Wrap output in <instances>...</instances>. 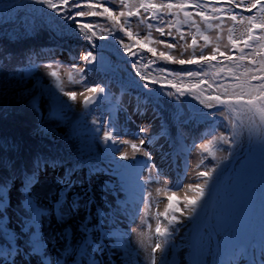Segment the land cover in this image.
<instances>
[{
  "label": "snow or ice",
  "instance_id": "1",
  "mask_svg": "<svg viewBox=\"0 0 264 264\" xmlns=\"http://www.w3.org/2000/svg\"><path fill=\"white\" fill-rule=\"evenodd\" d=\"M30 3L43 5L50 10L51 14L48 15L45 26L53 36L60 40L76 38L89 44V50L78 57L83 61V67L74 65L66 73L69 84L81 86L82 90L79 92L65 90L59 65L56 67H53L52 63L43 65L49 70L44 75L55 81L54 86L58 91H53L50 86L42 84L39 77L30 76L29 71L14 72V78H18L16 88L19 90L12 93V99L17 103H25L40 114L42 122L37 132L53 143L61 138L58 135L61 125L67 119V114L73 111L78 96L83 97L82 101H79L84 109L80 113L81 117L97 108L110 106V86L106 82L89 81L88 73H103L110 79L118 71L115 65L103 57L98 59V55L93 52L100 47L97 44L98 40L108 41L111 38L117 45L120 55L124 56L125 62L135 69L134 75L141 81L138 85V90H143L141 103H152L158 107L157 100L167 98L173 105H182V98L187 97L203 106L198 109V115L189 114L181 121L182 124H195L201 119L205 121L208 135L201 136L202 142L198 145L195 142L191 145L193 150L198 148L202 154L197 167L203 166L209 156L216 159V153L221 150L220 145L234 146L245 131L264 148V0H214L211 4L208 0H160L159 3L156 0H138L136 3L131 0H30ZM110 4L118 7H110ZM44 8L36 11H44ZM237 9L247 12H252L254 9L257 11L254 15L246 16L242 12L238 13ZM238 16L239 20H237ZM94 17L103 18L107 26L101 25L100 21L86 19ZM132 17H136L140 23H146L148 19L157 23H147L148 34L141 38L139 33L133 32ZM197 17L207 29L215 28L221 31L224 18L230 19L233 25L228 28V42L221 45L222 36L217 35L213 43L211 37L201 30ZM182 24L195 29L188 34L191 36L190 42L180 28ZM237 24L243 26L238 39L234 38ZM22 27L25 31L30 27L35 30V24L31 22H22ZM153 29L160 36H167L170 39L167 41L153 39ZM173 29L177 35H174ZM117 33H121L122 36H118ZM198 37L204 41L203 45L199 44ZM125 38L129 42H125ZM8 39L11 40V35ZM151 45H163L166 51H158ZM209 47L211 51L205 52ZM246 49L249 51L246 52ZM174 50H179L180 57L188 55L186 58H177L173 54ZM236 52L239 53L238 56L234 55ZM148 54L154 59L148 58ZM3 55L7 57L9 53ZM42 55L47 53L30 50L22 58V62L29 70L33 67L39 70ZM146 59L152 66L175 64L196 65L197 68L172 70L160 66L153 68L160 74L159 77H150V74H142L138 67L140 62ZM210 75L211 82H209ZM29 78L34 81L30 88L26 86ZM121 81L123 82V78ZM8 91L5 88L4 93L0 94L7 95ZM41 101L45 102L46 118L44 111L41 110ZM137 112L143 113L139 104ZM234 116H245L247 119H234ZM217 119L221 120L220 125L216 124ZM91 123L94 126L91 131L97 134L96 140L98 146L102 145L101 150L92 152L80 147L74 158L61 155H37L31 161L30 167L20 172L18 177L20 199L16 205V223L19 232L9 227L11 219L8 210L12 207L10 193L14 179L9 177L0 182V235L6 241L0 245L2 264H17L18 257L21 264H32L34 258L37 264H68L69 259L71 264H104V255L109 249L122 250L127 237L136 229L122 232L116 224L107 226L109 217L99 208L96 209V222L93 223L91 211L95 203V195L90 186L92 177L112 171L111 161L117 159L116 153H119V160L128 163H118L115 167L122 170L121 175L135 177L142 193L149 184L162 185L155 189V197L153 192L148 191L146 200L142 199L145 213L155 220L154 230L151 224L147 225L149 229L147 238L150 241L154 234L156 242L145 245L146 234L140 232L141 239L138 244L145 252L148 248L151 249L148 252V264H157V252L160 253L159 264H176L170 259L172 247L169 246L175 233V226L182 224L185 217L188 220L198 217L210 192L213 174L217 169L213 167L198 171L197 177L202 183L186 186L187 191L194 194L189 196L186 192L182 200L177 199V191L184 189L185 185L179 181V178L170 185L164 178L163 170L157 168L152 152L144 145L147 143L150 147H154L163 137L169 142V147L175 149L179 140L173 141L163 126L160 133L145 137L142 134L149 132V129L140 127L134 140L120 139L127 133L118 126L110 114L103 124L97 118ZM220 127L225 131H216ZM177 136L180 140L185 138L180 129H177ZM67 138L66 133L65 139ZM121 145L129 147L132 154L121 148ZM159 148L161 161H167L172 153L164 152L163 145H159ZM137 154L142 159H137ZM96 155H103L104 160L92 161L91 158ZM105 161H108L107 167L103 166ZM6 166L11 167L10 164ZM49 172L54 173L56 188L52 193L54 198L45 197L48 201L45 204L34 194L33 188L40 182L41 174ZM144 172L148 175L142 176ZM85 180L88 181V187L85 186ZM107 187L101 185L98 190L103 192ZM162 194L167 203L164 210L159 211V197ZM153 200H156L155 204L152 203ZM153 208L156 210L153 211ZM119 211L118 208L117 212ZM81 212H83L82 216ZM77 217L79 219L75 224L74 232L71 221ZM53 218L56 225L60 226V230L46 235L44 229L52 225ZM21 240L22 244L19 243ZM57 241H60L63 247H58ZM203 243L202 238L201 246ZM49 245L55 250L54 255L49 254ZM122 264H132V262L126 260ZM191 264H203V262L193 260ZM224 264H237V261L233 259ZM251 264H264V250L260 258H254Z\"/></svg>",
  "mask_w": 264,
  "mask_h": 264
},
{
  "label": "rangeland",
  "instance_id": "2",
  "mask_svg": "<svg viewBox=\"0 0 264 264\" xmlns=\"http://www.w3.org/2000/svg\"><path fill=\"white\" fill-rule=\"evenodd\" d=\"M214 0L208 1L210 4ZM131 2L136 3L138 0H131ZM157 3L160 0H156ZM113 6V5H112ZM118 7V6H113ZM190 11H195L191 9ZM242 12L243 15L250 16L256 13V9L252 12L247 11H239ZM141 12L143 10L141 9ZM147 16L148 14H144ZM99 18V17H98ZM182 18V17H181ZM103 19V18H100ZM168 19L167 17L165 18ZM197 23L200 24L201 30L204 31L206 35L211 37L213 43L215 42V38L217 35L222 36L221 45L227 43L228 37V28L232 27L233 22L227 17L224 18V24L222 31L218 29H207L202 21L197 17ZM239 20V16L237 17ZM133 32L139 33V36L142 38L148 34L149 29L147 28V23L156 24L157 22L148 19L146 23H140V21L136 17L131 18ZM101 25L107 26L106 22H102ZM181 30L187 36L189 42L191 36L188 35L190 32H194L189 25L182 24L180 25ZM237 31L234 33V38H239L241 35V31H243V26L237 24ZM168 30L167 28L165 29ZM174 35H177L175 29H173ZM152 38L153 39H163L169 40L170 38L167 36H160L158 32L154 29L152 30ZM125 42H129L127 38H125ZM198 42L200 45H203L204 41L198 37ZM183 43L182 41L180 42ZM97 44L100 46H104V41L98 40ZM81 55L82 50H84L87 45H81ZM158 49V51H166L163 45H152ZM107 49L113 53H117L119 62L121 65L118 66V70L122 75L123 79L127 80V82L135 83L136 87H138L140 81H138L137 77H135L132 72L127 68L125 63V57L121 56L118 48L115 45H111L108 43ZM115 49L118 51H115ZM223 50V47H222ZM199 53V49L197 50ZM211 51V47L206 48L205 52ZM62 53V51H60ZM173 54L177 56V58H186L188 54H185L184 57H180L179 50H174ZM237 55V53H234ZM71 66H66L63 64H53V67L59 65L61 68V79L65 83V90H76L77 92L81 91L82 88L78 84H69L67 81V71L72 68L74 65L78 67L81 61L76 62L73 61ZM128 64V63H127ZM169 66V65H168ZM180 66V65H179ZM186 66V65H185ZM188 66V65H187ZM172 67V66H171ZM178 68V67H174ZM134 69V68H133ZM135 70V69H134ZM46 69L43 65L39 67L34 75L41 76V83L46 86H51L50 83H54L55 81L44 75ZM33 84V80L29 81L27 87H31ZM155 87V86H154ZM113 89L118 92L120 95L119 104L115 105L112 109H108L103 113L96 114V112L100 111L101 108H97L95 111L90 112L88 114L90 116V122L97 118L103 124L107 121L109 114L112 119L117 122L118 126L123 129L127 135H122L120 139L123 140H134L135 134L138 132L140 127H146L149 129V132L144 133L142 135L149 136L153 133H160L162 128V121L160 119L159 114L157 113L156 108L151 103H141L143 99L142 93H131L128 91H121L113 86ZM62 95V94H61ZM63 99H67V97H63ZM83 97L78 96V102L73 105V111L67 114V119L65 120V124L61 126L59 130V134L68 133L70 131H76V122L80 121V126L85 127L86 130L82 133L85 136H90L91 140L82 144L83 148L91 150L92 152H98L102 149V145L97 144L96 133L91 131V127L86 124L87 119L80 116V113L84 111L79 101H82ZM181 112L179 114V120L182 121L183 117L193 114L190 109H194L198 111V109L202 108V105H199L198 101L190 98H182ZM71 103V102H69ZM143 109V113L139 114L137 112V105ZM95 107V106H94ZM45 102L41 101V110L44 111ZM123 109V110H121ZM205 111H208L205 109ZM198 115V114H197ZM44 117H47V112L44 111ZM247 119V117H244ZM221 122L218 123L220 125ZM218 132H224L225 129L223 127L217 128ZM35 135H40L37 131ZM250 139L245 142L244 147L240 150L239 141L232 146L231 154H237L239 152V156L237 159L231 163V165H226L228 161L227 149L224 145H220V151L216 153V159L219 160L220 164L217 168V172L225 173L222 179V186L219 187L217 192L219 193L220 189H224V195L219 199V205L216 208L217 216H216V225L218 228V232L222 238V248L225 249L227 246L231 247V251L228 250L229 254L227 257H224V261L233 260L237 261V264H251V261L255 259H259L261 256L262 250H264V148L256 141L255 138L249 137ZM201 143V142H200ZM193 143L186 142L185 144L180 145L179 152L171 149L169 147V142L166 141L163 137H161L157 142L156 146L150 147L147 143L144 145L145 148H148L149 151L152 152L153 160L157 165L158 169H162L165 173L164 178L169 181V184L177 182V178L179 181L185 185L184 189L177 191V199L182 200L185 193L191 196L194 193L187 191L188 184L202 183V180L197 177L198 171H203V166L197 167L199 164V160L201 158L200 150L197 148L193 150L191 145ZM159 145H163L164 152H171V156L167 161H161L160 152L161 149ZM198 145V144H197ZM121 148L128 151L131 155V149L127 146L121 145ZM97 160H104L103 155H96ZM116 160L111 161L112 163V171L104 172L92 177L91 180V188L95 195V203L92 205V216L93 223L96 222V209L99 208L102 210L103 214H107L109 219L107 220V226H111L112 224H116V226L122 231L126 232L129 229H136L135 232H131L127 237L125 247L122 250H112L109 249L104 255V264H122V262L126 260H130L132 264H148L149 257L148 252L151 251L148 248L147 252L144 251L143 248L140 247L138 241L141 239L139 236L140 232H144V244L148 245L149 243H155L156 237L152 234V238L149 241L147 236L149 235V229L147 228L148 224L152 225V229L155 228V220L151 215H148L144 211V204L142 203V199L146 200L147 192H153V196H156L155 189L157 187H162V185L157 184H149L145 186L143 193L141 192L140 187L138 186L135 177L132 176H123L121 175L122 170L117 169L115 167L118 163H128L127 161L119 160V153H116ZM111 157L109 156V160ZM137 159H142V157L137 154ZM108 161H105L104 167H107ZM234 169V172L232 170ZM142 176H147L148 173L144 172L141 174ZM155 175V172L153 173ZM83 176V173H81ZM54 173L49 172L47 174H41L40 182L33 188L34 194L39 196L43 203L47 204V199L45 197H51L53 191L56 186L54 184ZM183 180V181H182ZM214 180V179H213ZM227 180V181H226ZM215 181H212L210 185L211 187L215 184ZM226 181V184L224 182ZM224 184V185H223ZM107 185V189L103 192L99 191V186ZM85 186L88 187V181L85 180ZM20 183L16 182L11 190V200L12 207L8 210V215L11 219V223L9 227L15 228L17 232H19V228L17 227V202L20 199L19 189ZM170 194V193H168ZM210 198V192L206 197V202L204 203L203 208L200 210L197 220H188L186 217L184 218V222L182 224H178L175 226V233L170 242V247H172L171 252L176 253V264H187L192 262L191 260V234L193 226L201 221L202 215L206 210L207 201ZM253 199V200H252ZM159 211H163L164 207L167 203L164 195L162 194L159 197ZM153 204L156 203V200L152 201ZM181 206H183L181 204ZM120 209L117 212V209ZM156 209L153 208V211ZM244 213V218L240 220L241 214ZM83 212H81V216ZM213 217V214L210 215L209 222L207 224H202V229L199 233L203 232L202 238L204 240L203 246H201L200 241V251L202 254V262L203 264H216L215 255H214V242H211L212 232L208 231V227L210 226V219ZM254 217H257L261 222H257ZM79 217L75 218L71 223L73 224V231L75 232V224ZM253 221V222H252ZM258 223V224H257ZM191 228V229H190ZM208 228V229H207ZM60 230V226L56 225L55 219L53 218L52 225L46 227L44 229L45 234L52 232L53 234L56 231ZM210 230V229H209ZM253 236L254 247L252 255L248 253V249L251 247L250 236ZM199 238V234L197 236ZM6 241L3 236L0 235V245H3ZM244 242V248L239 252L234 250V247L238 245V243ZM19 243H23V241H19ZM174 245V247H173ZM58 247H63V244L60 241H57ZM51 255L55 254V250L51 248L49 245ZM130 254V255H129ZM158 257L157 264H159V256L160 253H156ZM219 260H217L218 262ZM2 264V262H0ZM17 264H21L19 257L17 258ZM32 264H37V260L34 258ZM68 264H71V259H69ZM224 264V263H222Z\"/></svg>",
  "mask_w": 264,
  "mask_h": 264
},
{
  "label": "trees",
  "instance_id": "3",
  "mask_svg": "<svg viewBox=\"0 0 264 264\" xmlns=\"http://www.w3.org/2000/svg\"><path fill=\"white\" fill-rule=\"evenodd\" d=\"M109 6L113 7L111 4ZM41 8H44V6L31 4L30 0H0V93H4L5 88L9 90L7 95L0 94V182L12 177L14 179V184L16 182L20 183L18 178L20 172L30 167L31 161L37 155H61L64 157L74 158L77 154V149L82 147L83 143L91 140L90 136H85L82 133L86 130V128L80 126V121L75 123L76 131L72 130L67 133V139H65L66 133L59 134L61 138L55 143L41 134L35 135L42 122L40 114L28 107L25 103H17L12 99V93L19 90L16 88L18 78H14V72L19 70L29 71V75L32 76L34 75L33 73L37 71L35 67L29 70L22 62V58L26 56L30 50H40L42 53H47V55L41 56L39 61L40 66L48 63L71 66L73 64L71 62L76 60L77 64L81 61L78 67H83V61L78 59L81 55V45H87V47L82 50V53L89 50V44L87 41L76 38H66L64 40H60L59 38L53 36L51 31L45 26L48 22L47 17L51 14L50 10L44 8V11H36V9ZM190 10L191 9H189V11ZM86 19L100 21V23L105 22L103 19L98 17ZM22 22L34 23L35 30L30 27L28 31H25L22 27ZM193 31H195V29H193ZM9 35H11V40L8 39ZM117 35L122 36L121 33H117ZM108 43L115 45L117 48V45L112 42L111 38H109L108 41H104V46L94 49L93 52L98 55V59L103 57L105 60L111 62V64L118 68V66L121 65L119 63L121 61L116 56L117 53H113L107 49ZM57 45H59V47H56ZM60 51H62V53ZM115 51L117 50L115 49ZM245 51L247 52L249 50L246 49ZM4 53H9V55L4 57ZM236 53L239 55L238 52ZM148 58L154 59L150 57V54H148ZM126 66L134 75L135 70L127 63ZM160 66H164L172 70L197 68L196 65H186L180 68L160 64L152 66L148 64L147 59L141 61L138 65L142 74H150V77L156 78H158L160 74L157 71H154L153 68H158ZM34 76L39 77L40 79L42 78L38 75ZM121 78L123 77L119 70L110 79L103 73H88L89 81L106 82L111 88V94L109 95L110 106L101 108V110L96 112V114L103 113L104 111L112 109L115 105L119 104L120 95L113 89L114 85L121 91H128L131 93L140 92L135 83L127 82L125 79H123L122 82ZM137 79L140 81L138 77ZM169 79H171V77H169ZM211 79L210 75L209 82H211ZM30 80L33 79L29 78L27 85ZM50 84L53 91H58L55 89V84L53 82ZM156 103L158 104V107L156 104H151L156 108L162 121L163 128L167 130L173 141L179 140V143L175 145V151L179 152L180 145L185 144L187 141L199 144L202 142L200 137L208 135V130L205 127V121L202 119L197 120L195 124L181 123L178 118L181 112V104L173 105L167 98H159ZM190 111L193 115L198 114V111L193 108L190 109ZM85 118L87 119L86 124L93 128L94 126L90 122V116L86 115ZM219 122H221V120L217 119L216 124L218 125ZM177 129H180V131L184 133V139H179L177 136ZM216 131L218 130L216 129ZM224 146L227 149L226 156H229L231 147L228 145ZM85 159H88V157H85ZM91 160L97 161V158L93 156ZM6 164H10L11 167L6 166ZM219 164V160H215L209 156L204 161L203 169L206 170L213 167L217 169ZM216 174L217 170L213 174V179L216 177ZM226 181L224 184H226ZM222 195H224V189L221 188L219 193L215 196L214 201L213 219L215 222V216L217 215L216 208L219 205V199ZM243 218L244 213L241 214L240 220ZM192 220L195 221L197 219L194 218ZM215 222H213V228L217 235L219 244L221 245V236L217 230L218 228ZM200 238H202V236ZM239 248L240 246L237 247V249ZM198 251L200 253L199 246ZM227 253L228 248L223 249L220 247L218 257L223 259ZM170 259L175 261V252L171 253Z\"/></svg>",
  "mask_w": 264,
  "mask_h": 264
},
{
  "label": "water",
  "instance_id": "4",
  "mask_svg": "<svg viewBox=\"0 0 264 264\" xmlns=\"http://www.w3.org/2000/svg\"><path fill=\"white\" fill-rule=\"evenodd\" d=\"M171 66H174V67H180L179 65H175V64H170ZM247 135L245 136V140L243 139V142L245 141H247V139L249 138V135H248V133H246ZM233 159H235V157H231L230 158V160H228L227 161V163H229V164H231L232 163V161H233ZM220 181H221V178H218L217 177V179H216V181H215V185H214V187H212V189H211V197H213L214 196V194H215V192H216V190H217V188H218V186H219V184H220ZM198 227H199V224H197L196 226H195V228H194V233L197 231V229H198ZM193 240V239H192ZM192 246H193V241H192ZM194 258H195V255H194Z\"/></svg>",
  "mask_w": 264,
  "mask_h": 264
},
{
  "label": "bare ground",
  "instance_id": "5",
  "mask_svg": "<svg viewBox=\"0 0 264 264\" xmlns=\"http://www.w3.org/2000/svg\"><path fill=\"white\" fill-rule=\"evenodd\" d=\"M244 117L245 116H237L238 119H245ZM245 133H246V131L244 132V135H245ZM243 147H244V144L241 142L240 149L239 150H241ZM210 207H211L210 206V203L208 202L207 207H206V210L204 212V216H203V219H202V223L203 222H207V218H208L209 213H210Z\"/></svg>",
  "mask_w": 264,
  "mask_h": 264
}]
</instances>
